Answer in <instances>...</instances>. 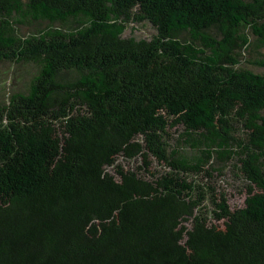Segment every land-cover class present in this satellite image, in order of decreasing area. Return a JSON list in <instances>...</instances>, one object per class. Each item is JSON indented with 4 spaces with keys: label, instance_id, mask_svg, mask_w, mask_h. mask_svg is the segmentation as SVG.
<instances>
[{
    "label": "trees",
    "instance_id": "16d2710c",
    "mask_svg": "<svg viewBox=\"0 0 264 264\" xmlns=\"http://www.w3.org/2000/svg\"><path fill=\"white\" fill-rule=\"evenodd\" d=\"M142 23L151 38L123 36ZM246 30L264 49V0H0V63L38 69L0 103V264H264ZM150 157L166 171L125 166ZM214 162L242 177V207L195 179Z\"/></svg>",
    "mask_w": 264,
    "mask_h": 264
},
{
    "label": "rangeland",
    "instance_id": "374dc122",
    "mask_svg": "<svg viewBox=\"0 0 264 264\" xmlns=\"http://www.w3.org/2000/svg\"><path fill=\"white\" fill-rule=\"evenodd\" d=\"M47 26H49L47 22L28 23L21 26L20 33H33L39 29L46 28ZM131 28H134V31L131 30ZM246 32L250 39V47L241 53L240 66L258 74L263 73L264 69L258 66L255 61L261 59L264 49L260 48L261 45L250 30H246ZM154 34L155 30L151 25L142 23L128 25L123 36L134 37L136 39H149ZM37 72L38 69L32 64L16 65L9 62L0 63V103L11 93L25 90ZM73 77V74L63 76L64 79H70ZM177 133L180 132H174V139H177ZM174 144L177 143L174 142ZM178 146L181 147L184 145L181 143V145ZM183 152L191 154V151L187 148ZM148 162L149 165H146L141 159L136 158L125 163V166L132 169L139 168V173L148 179L151 175H160L166 171L165 167L162 164H159L154 158L150 157ZM211 166L212 168L208 170V174L196 176L195 179L200 181L201 184H205V187L208 188L207 191L209 194L217 195V197L220 194H224L227 197V204L230 210L242 207L243 201L249 192L240 174L235 171V168H233L232 165L221 166L219 163L214 162ZM257 192L258 191L253 188L251 194ZM213 222L214 221H212V223ZM218 226L221 227L219 228V230H221L222 226L219 224Z\"/></svg>",
    "mask_w": 264,
    "mask_h": 264
}]
</instances>
